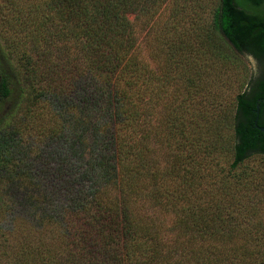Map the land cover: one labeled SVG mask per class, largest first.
<instances>
[{
  "label": "trees",
  "instance_id": "1",
  "mask_svg": "<svg viewBox=\"0 0 264 264\" xmlns=\"http://www.w3.org/2000/svg\"><path fill=\"white\" fill-rule=\"evenodd\" d=\"M193 1L44 0L19 19L23 37L0 28V104L9 101L0 112V215L39 234L46 226L59 241L17 240L0 264H264V243L231 246L235 234L264 241V227H229L242 207L235 194L250 189L239 167L264 154L253 126L255 117L264 126V0H210L208 20L173 27L171 15ZM169 3L162 46L150 55H159L156 73L127 14L147 24ZM194 36L223 66L247 55L257 67L231 101H210L211 122L187 101L202 89L186 88L199 71Z\"/></svg>",
  "mask_w": 264,
  "mask_h": 264
},
{
  "label": "rangeland",
  "instance_id": "2",
  "mask_svg": "<svg viewBox=\"0 0 264 264\" xmlns=\"http://www.w3.org/2000/svg\"><path fill=\"white\" fill-rule=\"evenodd\" d=\"M43 4L44 0H0V28L5 30V32L9 34L20 35L21 37H23L25 35V32L22 30L24 29V27L23 25L18 23L19 19L22 18V16L26 15L29 9L36 8L38 10H41ZM211 5L212 2L210 0H194L189 6L184 8V14H182V16H180L179 14L171 15L169 22H171L172 26L176 28L180 25L184 26L185 28H191L193 27V22H198L197 24H199L201 21L208 20L209 9ZM170 6L171 4L169 3L166 4V6L162 10L159 9V12L155 14L147 22V24L144 21V17L135 15V13L127 14V19L131 22L134 29L139 56L150 67H152L156 73H159V67H161V62L158 60L159 55L156 59L150 58V55L151 53L154 55L159 54V52L153 53V51L159 49L160 45L162 46L161 43H158L157 37L160 33V31L158 32V30L160 28V25H162L165 20L168 21L167 15ZM9 21L11 26L5 27V23ZM149 25H151V27ZM196 37L197 36H194V39L193 37L189 39L190 45L195 42L198 46V39H196ZM170 39L177 40V37L176 35H173L171 33ZM172 45L173 47L177 46L173 41ZM195 48H198L197 59L198 63H200L199 71L197 75H194L192 79L193 83L188 84L186 88H188L189 91H194V88L198 86L202 89L198 92H195V94L198 93L196 94V96H193V92H191L187 96V101H189L190 103L192 101V108H200L202 110L204 118L208 119V121L211 122L210 119H212L214 115L210 112L211 110L209 109L210 101L215 99L217 100L220 93L221 96L223 95L225 101H231L233 94L237 90H239L240 85L244 81L246 76L256 75V62L250 56L240 55L238 57L241 65L240 63L236 64V62L233 61L235 64L234 66H223V64H221L217 59H212L207 52L201 49V47L198 46ZM196 61L193 60L190 62V64H195ZM242 66L244 67V69L242 68ZM187 74L192 76L195 73L190 68ZM225 77L227 79L230 78L229 89H226L228 83L227 80H225ZM177 83L178 81H173L169 88L175 89ZM175 93H178L179 97L183 95L181 86ZM8 103V100L1 101L0 112L5 107H7ZM157 110L154 114L155 121L159 118ZM206 126L207 125L205 124V127ZM154 130H158V125H155ZM153 151L155 158L158 160V155H160L158 146L153 145ZM228 161L229 158L225 156L221 161V164L223 166H227ZM239 169L246 173L250 189L243 197L235 194L236 199L238 197V201L242 205V207L239 209V211L235 210L232 213L234 221H231L229 227L234 232L239 233V230L243 229L246 231H250L249 233L251 234L257 227V224H259L260 227H264V154L249 155L240 165ZM241 217H244V219H246L248 223L242 221ZM42 227L43 232L39 234L37 230H33V228H36V225H33V223L27 222L20 217H13L12 214H1L0 262L6 259V255L8 254V252H10V249L15 244L14 242L17 240L24 241L25 239H28L29 241H37L43 239L46 240L51 247L58 249V239L55 238V236L49 231V228H47L46 226H38L37 229L39 230ZM252 235V238L250 237L249 240H245L239 234H235L234 238L232 239L231 246L236 249H250L252 247L260 249L264 241L260 240L258 234L253 233ZM258 259L259 258H255L254 262L258 261ZM251 261L252 257L249 261V264Z\"/></svg>",
  "mask_w": 264,
  "mask_h": 264
},
{
  "label": "water",
  "instance_id": "3",
  "mask_svg": "<svg viewBox=\"0 0 264 264\" xmlns=\"http://www.w3.org/2000/svg\"><path fill=\"white\" fill-rule=\"evenodd\" d=\"M255 113L257 114V106H255ZM253 126L258 129L264 136V126H259L256 124V117L253 119Z\"/></svg>",
  "mask_w": 264,
  "mask_h": 264
}]
</instances>
